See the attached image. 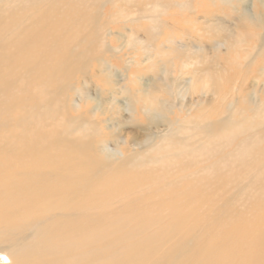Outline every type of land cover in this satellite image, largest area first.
I'll list each match as a JSON object with an SVG mask.
<instances>
[{
    "label": "bare ground",
    "instance_id": "bare-ground-1",
    "mask_svg": "<svg viewBox=\"0 0 264 264\" xmlns=\"http://www.w3.org/2000/svg\"><path fill=\"white\" fill-rule=\"evenodd\" d=\"M174 8L188 18L186 0H0V264H264V100L246 77L224 93L240 78L221 81L232 64L203 43L179 47L180 77L171 57L159 73L114 64L112 24L149 23L150 42L187 29L161 16ZM257 48L248 65L264 35Z\"/></svg>",
    "mask_w": 264,
    "mask_h": 264
},
{
    "label": "rangeland",
    "instance_id": "rangeland-1",
    "mask_svg": "<svg viewBox=\"0 0 264 264\" xmlns=\"http://www.w3.org/2000/svg\"><path fill=\"white\" fill-rule=\"evenodd\" d=\"M200 1L204 2L205 4L203 6H198V3ZM245 1H246V3H245L246 6L244 4L240 5L237 3H233L234 4L233 6L232 5L224 6L222 4V0L221 1L220 0H186V2H188V12H186L185 15H188V18L181 16V14L175 8L172 10L169 9L165 15H161V16L163 17V19H165L167 21L176 19L177 21H180L181 23H183L182 21L185 20L186 21L185 26L187 27V29L185 31H180L178 28L172 29V30H165L164 27H162L161 25H158V27H157L158 32L157 33L161 36H158V34L156 32H154V35H153L154 37L152 36V40L150 42L148 40L149 35H146V33L144 31L146 28L147 29L150 28L149 23L140 22V23H133V24L132 23L131 24L130 23H128V24L123 23L122 24V21H121L120 23L112 24V29L114 28V31L116 32L115 39H112L114 46L115 45H116V47L117 46L118 47L125 46L124 51H122L121 53H116L117 55H115V56L119 57V59H114V64L119 69L123 68L122 70H125L127 68V66L130 64V63L127 64L128 60L132 61V62L135 61L136 65H130L133 70H142V71L143 70L144 71L151 70V71H154L155 73H159V71H161L160 67L158 66V64H160V61H162V60L166 61L169 59L168 57H171L172 60L171 61L168 60V61H170L171 65L168 64L169 66L166 67V70H168L170 72L173 69L172 68L173 65H175L176 68L174 69V74H175V76L180 77V76H182V75H179L180 74V68H179L180 67V63H179L180 61L177 59V56L180 53L179 47L184 45V44H188V50L195 51L196 49L194 50L193 47L194 46L195 47H201V45L203 43V45H206L207 50H208V51L207 50L206 51L208 52L207 54H209V55L207 56L206 51L204 50L200 53V56L203 58L206 57L207 62H209V60L212 57L217 56V58L219 59L221 54L226 53V55L222 56L224 59V60L222 59L224 61L223 65H226V63L229 60H230L229 62L232 64V66L226 68L221 73V78H222L221 81L229 80L231 78L235 79L236 78L235 76H238V78H240V80H238V82H236V84H235L234 80L231 81L230 84L227 83V81H225L223 83L224 86L222 85V89L225 88V89H223L224 93H226L225 90H227V91H230L228 94H237L238 95V92L235 93L236 89L234 88V86H236L238 89L239 85L241 86V83H243V79H245V77H246L247 78L246 80H248V82L246 81V87H244V90H246V94H248V92H249L250 94H253L254 96L256 95V97H257L256 99L263 101L264 100V81H263L264 80V74L262 73V71L264 70V54H263L264 50L260 54V56L257 55V59L255 60L254 65H248L245 62L249 61V58H248L249 55L252 56V53L256 54V51H254L255 47H258L257 49H259V47L261 45V39L264 35V28L252 27L250 25V23H248L250 20L246 21V20H244V18H242V11L241 10L247 9L252 14L253 13L255 14L258 12L259 15L261 16L262 14H264V7H262L255 0H245ZM126 11L128 13L133 14L132 9H129ZM158 14H159V12H158ZM207 20L209 22H207ZM244 21H245V23H244ZM206 22H207V24H206ZM114 25H116V26H114ZM121 26H124V27H121ZM212 26H214V27H212ZM220 26H222V27H220ZM133 27H134V29H133ZM213 28H215V30ZM117 31L119 33L121 32L120 33L121 35H124V36L126 35L124 41H123V38L121 39V37H119V35H117V33H118ZM133 31H136L137 34L141 35V36H139V35L138 36L141 37L144 41L143 43H140L141 45L139 44L136 47H134V46L132 47L131 45L128 44V41H130V43H133L131 41L133 39V37H131V36H133V33H132ZM161 31H162V33H161ZM185 33L187 36L185 35ZM236 34L242 35V37H244L243 39H245V42L238 45V46H235V48L228 47V46H230V45H228L227 46L228 48H221L218 50L217 53H215L214 51H211L212 50L211 47L216 45L217 42L218 43L222 42L223 44L224 43H231L232 44L233 41L236 40V37H237ZM118 38L120 39L119 41H118ZM183 40H185V41H183ZM248 40H250V41H248ZM205 41H207V42H205ZM212 41L215 43H213ZM151 43L153 46L152 51H150L148 48H146V50L148 49L149 53H151L150 56H152L153 58L150 57L151 60H148L147 62H145L146 61L145 59L148 58V55L142 54V53H146L145 52L146 50H144L143 47L146 45H150ZM206 43H208L210 45H208ZM212 43H213V45H212ZM155 46H156V48H155ZM172 46H173V48H172ZM232 46H233V44H232ZM129 47L132 49V51ZM242 47L244 48V50ZM126 49L129 52H127ZM171 50H172V52H171ZM174 51H176V52H174ZM154 54H155V56H153ZM188 54H190L189 51H188ZM195 56H197V55H195ZM175 58H176V60H175ZM243 58H245V59L243 60ZM124 59H126V60H124ZM225 59H226V61H225ZM152 63H154V64L157 63V66L153 65ZM123 64H124V66H123ZM151 67H153V68L151 69ZM220 67L221 66L219 64L218 69ZM215 69H217V68H214L213 70H215ZM237 69H239V70H237ZM241 69L242 70L244 69L245 71H242ZM249 70H250V72H249ZM191 71H193L192 67L186 71L187 72L186 76H188L187 77L188 79H190L192 76ZM232 73L235 75H233ZM198 74H200V77L198 79L200 81V83L201 82L202 83L207 82V80H210V79H207L206 77H204L203 73L199 72ZM194 77L197 78V76H195V74H194ZM241 77H243V78L241 79ZM201 78H203V79H201ZM227 85H229V86H227ZM199 96H200L199 94H197V93L192 94L190 91L188 93V113H189L188 119H193L194 117L199 116V114L201 112L200 109L202 107L200 108V107L196 106V104H195L196 101L198 100ZM218 99H220L219 96L216 99V101H218ZM192 105H194V106H192ZM206 106H208V105H206ZM207 109L209 110V109H211V107L208 106Z\"/></svg>",
    "mask_w": 264,
    "mask_h": 264
}]
</instances>
